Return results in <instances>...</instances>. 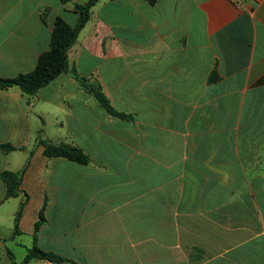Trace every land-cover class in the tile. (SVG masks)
<instances>
[{"label": "crops", "instance_id": "0c3cea01", "mask_svg": "<svg viewBox=\"0 0 264 264\" xmlns=\"http://www.w3.org/2000/svg\"><path fill=\"white\" fill-rule=\"evenodd\" d=\"M87 1L0 0V77L32 72ZM68 60L34 95L0 90V145L16 147L0 173L29 162L17 197L0 178V264L33 247L78 264H264V0H100Z\"/></svg>", "mask_w": 264, "mask_h": 264}, {"label": "trees", "instance_id": "16d2710c", "mask_svg": "<svg viewBox=\"0 0 264 264\" xmlns=\"http://www.w3.org/2000/svg\"><path fill=\"white\" fill-rule=\"evenodd\" d=\"M99 1L100 0H88L84 4L75 5L74 10L79 14V19L78 23L74 27L69 25L62 18H57L51 36L50 48L40 56L36 68L32 72L20 74L15 78L0 77V90L5 91L12 87H18L24 94L34 95L38 90L49 85L60 75L71 72L68 60L69 51L76 43L81 30L89 22L92 9ZM147 1L152 5L157 2V0ZM74 76L80 82L81 86L89 94H91L100 106L103 107L109 114L124 119L128 118L127 115L118 113L112 108L110 102L103 94L102 89L98 84L92 83L89 79L81 77L75 72ZM217 79L216 74L211 77L212 82ZM40 144L44 147V155L48 158H65L82 165L89 164V157L79 147L66 143L54 144L47 140L40 141ZM0 149L12 151L15 150L16 147L10 144H3L0 145ZM28 165L29 162L22 171L17 173L11 171H3L0 173V178L7 186L6 198H13L19 195L22 180ZM25 204L26 200L21 203V206L16 214V233L19 232L18 224L22 217V211ZM44 212L45 208L42 209L39 219L35 224V233L40 230L46 221ZM33 259L36 261L47 259L58 264H78L54 252L43 251L38 247H33L29 250V256L26 258L25 263L29 264Z\"/></svg>", "mask_w": 264, "mask_h": 264}, {"label": "built area", "instance_id": "2783aa9c", "mask_svg": "<svg viewBox=\"0 0 264 264\" xmlns=\"http://www.w3.org/2000/svg\"><path fill=\"white\" fill-rule=\"evenodd\" d=\"M37 264H58V263H55L53 261H50V260H47V259H44V260H39L37 262Z\"/></svg>", "mask_w": 264, "mask_h": 264}, {"label": "rangeland", "instance_id": "374dc122", "mask_svg": "<svg viewBox=\"0 0 264 264\" xmlns=\"http://www.w3.org/2000/svg\"><path fill=\"white\" fill-rule=\"evenodd\" d=\"M17 258H21V257H17ZM17 264H24V263H22L21 260H19V262Z\"/></svg>", "mask_w": 264, "mask_h": 264}]
</instances>
